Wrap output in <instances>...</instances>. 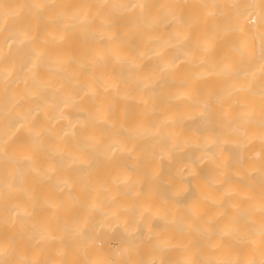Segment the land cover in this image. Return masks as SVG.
Wrapping results in <instances>:
<instances>
[{
  "label": "bare ground",
  "instance_id": "bare-ground-1",
  "mask_svg": "<svg viewBox=\"0 0 264 264\" xmlns=\"http://www.w3.org/2000/svg\"><path fill=\"white\" fill-rule=\"evenodd\" d=\"M0 86V264H264V0H0Z\"/></svg>",
  "mask_w": 264,
  "mask_h": 264
},
{
  "label": "rangeland",
  "instance_id": "rangeland-1",
  "mask_svg": "<svg viewBox=\"0 0 264 264\" xmlns=\"http://www.w3.org/2000/svg\"><path fill=\"white\" fill-rule=\"evenodd\" d=\"M4 85H6V82L4 83ZM5 88H2L1 87L0 90H2V91L8 90L11 93L12 89L10 90L9 88H7V89H5ZM15 89L16 88H14L13 92H15V94H17L16 91H15ZM2 91H0V93ZM8 91H6V92H8ZM6 92H3V93H6ZM7 96H9V95H7ZM44 182L45 181H43V185H44ZM39 183L41 184L42 182L41 181L40 182H37V184H39ZM153 186H156V185H153ZM147 191L148 192H152V194H156L157 193L159 195H162L161 193H163L164 190L162 188L151 187V188H148ZM162 197H163V195H162ZM163 202H166V199L163 198L159 202V204L160 203H163ZM188 203H189V199L188 198H184L182 200V203L181 204L183 205L184 210H186L188 208ZM189 239H190V233H189L188 227H186V222H185L184 223V231H183V235H182V242H183L184 245H186V248L184 249V252L182 253V255H181L180 258H178V257H172L173 260L171 261L170 264L176 263L179 259L182 261V264H186L187 263L188 253H189V246H190ZM102 241L107 245V250H108L109 253H111L113 251V254L118 255L120 253V251H124L123 246H125V245L123 243H126V242H124V239H123V236H122L121 233L114 232L113 235H108V236L103 237L102 238ZM145 263H147V264H157L156 262L152 261L150 258H147L145 260Z\"/></svg>",
  "mask_w": 264,
  "mask_h": 264
}]
</instances>
